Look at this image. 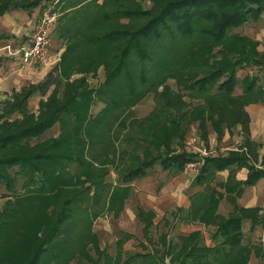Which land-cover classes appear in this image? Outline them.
<instances>
[{
    "label": "trees",
    "instance_id": "1",
    "mask_svg": "<svg viewBox=\"0 0 264 264\" xmlns=\"http://www.w3.org/2000/svg\"><path fill=\"white\" fill-rule=\"evenodd\" d=\"M55 1L57 0H0V16L7 11L17 9L32 13L30 11L33 9L38 7L42 9ZM88 1L85 3V1L79 0L76 3L67 0L69 2L67 9L70 8L73 11L61 12L60 10L59 34L67 39L73 34L78 37L77 42L67 48L63 61L71 60L73 56L80 55L89 47L103 46L100 57L92 59L87 64V70L97 71L100 66H103L105 79L98 87L89 88L87 92L69 97L45 118L19 127L16 125L14 130L11 129L12 125L8 121L0 123V185H5L9 191H14L19 183L21 185L23 183L26 187L29 183L33 185L34 182L36 183L37 177H41L42 182L36 184V189L45 191L51 179L57 178V168H62L67 163L85 164L81 155L84 156L88 144L92 146L96 144L95 141H90V138L99 135L105 128L101 117L110 115L116 110H125L134 106L145 97L146 93L154 91L152 84L158 77L165 76V74L167 78L175 79L178 90L176 97L180 102L173 104L170 98H167L163 104L166 107H163L160 114L156 115L157 117L162 116L159 118V122L167 120L174 127L171 132L168 131L161 137L149 133L153 136L149 139L151 146L161 150V153L155 156H152L149 148L144 152L145 157H141L139 154L136 155L134 150L131 151L123 147L119 157L123 159L126 166L123 176H119L118 190H122L123 185L121 184H131L134 180L146 176L148 170L157 162H160L164 169H173L178 174L184 170L189 161L196 159L195 155L184 149V131H182L181 125L191 118L197 109L203 108V104L206 103L213 107V111L210 110L207 115L200 112L196 117L202 135L206 138L209 137L206 128L209 120L212 121L216 130L223 129L220 132L222 134L220 136L223 137L226 128L232 131L240 123L245 128L247 125L250 126L247 106L259 102L264 103V90L260 78L255 75H247L240 79L238 75L239 70L244 69L248 63L264 67V61L259 60V56L250 53L247 49L249 46L244 47L242 44L243 49L239 51L238 57L232 58L223 54L220 58L211 59L213 50L222 45L226 39L244 38L245 35L243 36L236 29L250 21H260L263 18L264 0H167L160 4L155 2L150 7H130L124 4L120 8H112L111 6H114L112 2L105 1L104 5L100 0ZM59 2L60 0L57 1V9H59ZM92 2L94 3L93 9L96 8V10L87 11ZM83 11L86 12V16L81 17V24L85 23L89 16L98 19L97 22L93 21L96 25L92 28L88 26L85 34H81L82 30L80 26H77L79 14ZM122 18L128 19V23L122 27L106 28L101 24L102 21H115ZM201 36L208 38L211 42L210 46L213 48L204 53L200 49H193L189 54L192 56L190 60L185 58L176 68H172L167 55L172 43L180 44L188 38ZM257 47L255 51L260 54ZM48 82L49 80L46 79L38 88L36 85H30L28 90L22 88L16 95L19 98H15L18 101H9L3 104L0 121L17 113L28 117L30 98L34 91L43 94V88ZM239 86L242 90L241 93L238 92ZM165 87L164 92L159 95H165L163 93L167 92L168 86ZM186 96L189 101L182 100ZM97 100L104 103L105 106L97 114H92V106ZM198 101L201 102L193 106ZM182 104L186 106L185 110L181 108ZM215 113L218 115L213 116ZM153 115L155 116L154 111L150 113V116ZM57 124L60 131L67 134L53 140V143H50L43 151L36 154L34 152L26 153L33 146L31 144L33 138L42 139L44 134ZM136 125L138 130V123ZM142 132L144 134L145 129H142ZM129 138L131 143L144 141V138H139L136 133L130 135ZM173 138L182 146L181 151L176 152L170 147ZM246 144H248L247 138L242 145L246 146ZM64 146L72 149L54 151ZM137 146L141 147L138 143ZM15 150L19 152L14 153ZM247 153L244 150L241 152L235 150L230 151L227 155L206 158L200 174L194 181V185H203L206 189L193 196L192 208L188 212L187 218L188 220L215 224L216 230L212 235L214 244H206L201 236V231L192 232L184 237L186 242L181 249H184L181 264H246L241 258L246 251L250 252L254 247L257 249L255 253L264 257V252L257 245L245 243L241 227V221L245 216L246 218L251 216L254 223H263L264 225L263 218L258 216V209L249 213V211L245 212L240 208L237 211L235 208L227 217V215L218 212L220 202L219 198L216 199L218 193L215 190L209 191L218 177V172L225 169L231 170L230 182L227 180L225 183L221 182L220 185L224 186L228 193L235 192L236 199L242 194L245 186L256 183L261 176H264V170L255 164L248 163ZM128 154L127 160H129L127 161L125 156ZM242 166L249 168L248 178L244 181L236 179V168ZM108 173L109 171L98 174L86 182L85 186L90 191L92 189L100 191L103 185L102 179H105V175ZM231 179H235V181L231 182ZM119 186L121 187L119 188ZM218 195L222 197V193ZM113 202L114 200L111 201V203ZM69 204H71L70 200L61 207L59 223L64 221L62 218L67 217V213L70 211ZM251 212L255 214L252 215ZM139 213L144 222L145 237L153 238L151 233L155 223L151 217L154 214H150L151 217L148 214L145 219L143 212L139 211ZM57 230L56 226L51 229L35 248L31 257L26 255L23 262L16 264H43L45 256L52 253L56 262L62 261L66 255L70 257L76 253L83 254L82 245L91 238L90 232L82 233L85 236L79 239L76 237L75 246L70 250L62 248L56 252L46 243L56 235ZM13 234L1 233V237H5V244L8 245L0 247V264H12L9 263L11 259L9 257L12 246H15L16 243L13 242ZM167 234L166 232L162 238L167 249L165 254H169L170 245L173 243H165L168 240ZM126 237L125 239L119 238L117 241L118 258L103 250L101 251L103 259L98 257L95 259V264H101L103 260L102 264H119L122 259L123 245L126 240L130 239V235L126 234ZM3 250L7 251L1 252ZM157 252L156 250V252L149 251L139 254L142 259L136 264H165V258L162 256L158 258ZM134 257L135 255L128 257L124 264H134Z\"/></svg>",
    "mask_w": 264,
    "mask_h": 264
},
{
    "label": "rangeland",
    "instance_id": "2",
    "mask_svg": "<svg viewBox=\"0 0 264 264\" xmlns=\"http://www.w3.org/2000/svg\"><path fill=\"white\" fill-rule=\"evenodd\" d=\"M71 1L77 3L79 0ZM83 1H85V3L89 2L88 0ZM105 1L107 3L112 2V4H114V6H111L112 8H120V6L124 4H127L130 7H150L155 2L160 4L167 0H100L103 4ZM137 1H139L140 4L137 3ZM44 2L47 3V1ZM93 5L94 3L92 2L90 7L87 8V11L96 10V8L93 9ZM58 7V10H61V12H66V10L69 12L73 11V9H67L69 7V2H67V0H60ZM39 10L40 7L30 11L32 13L20 10L26 12L27 16L24 13L20 14L16 12V14H10L6 12V15L4 14L5 17L0 20V37L6 36L9 39L17 37L14 33V29L20 28L19 17L22 18L21 20H24L23 17H26L29 20V17L37 15ZM85 14L86 12H81L79 14V19L77 20V26H80L82 30L81 34L87 32L86 30H88V26L92 28V26L96 25L95 22L98 20L97 17L93 18L92 16H89L85 23L81 24V17L86 16ZM102 22L103 23L101 24L105 25L106 28H117L126 25L128 19L122 18L115 21ZM59 25L60 22L58 20L52 28L50 35V53L54 61L53 64L47 68L41 67L42 73L37 74L27 82L25 81L21 86H19L20 84L18 82L15 87H11L8 90L0 87V113L2 112V106L5 102L18 101V99L15 98H19L16 97V95L22 88L28 90L30 85H36L38 88L47 79L49 82L45 84L43 94L34 91L29 102L30 110L28 117H24L23 114L17 113L7 119H2L0 121L1 124L8 121L12 125L10 126L11 129L14 130L16 129V125L19 127L29 122L31 123L45 118L49 116L55 107L60 106L67 101L69 97L87 92L89 88L98 87L105 79L103 66H100L97 71L87 70V64L92 59L100 57L103 46L89 47L88 50L83 51L80 55L76 54V56H73L71 60L63 61L67 48L70 45L75 44L78 37H76L75 34L71 35L68 39L62 37L59 34ZM236 31L243 36L245 35L244 38L226 39L223 41L222 45L217 46L213 50L211 59L220 58L223 54L232 58L238 57L239 51L243 49L244 45V47L249 46L247 49L250 53L259 56V60L264 61V15L260 21H250L244 26L236 29ZM1 39L3 38H0V45L7 42L1 41ZM210 45V40L203 36L188 38V40L180 44L176 42L172 43L167 54L171 67L176 68L180 62L185 60V58L190 60L192 57L189 55L191 50L197 48L204 53L213 48ZM256 47L260 54L255 51ZM215 54L217 57L214 56ZM5 59L7 58H0V65L3 66L2 69H0L1 76L12 75V77L16 79L20 77L22 72H25L28 67H30L22 65L19 62H15L16 64L13 67L6 62L2 64ZM238 75L240 79H243L247 75H255L260 78L259 80L262 85L264 83V67L254 63H248L244 69L239 70ZM165 86H168L167 92L163 93L165 94L164 96L159 95L164 92V89L166 88ZM152 90L154 91L146 93L145 97L134 106L128 107L125 110L119 109L110 115L101 117V122L104 124L105 128L102 133L90 138V141H95L96 144L94 146L88 144L84 156L81 155L85 164L79 165L77 163H67L64 167L57 168L58 176L57 178L51 179L47 184V190L39 191L36 189V184L42 182L41 177H37L38 182H34L33 185L32 183H29L27 187L23 185V183L22 185L19 183L14 191H9L5 188V185H0V247L3 245L6 247V245H8L5 244V237H1V233L3 232L6 235L14 233L13 242H16V247L12 246L9 263H21L24 261L26 255L31 257L35 248L42 242V240H44L45 235L55 226L58 229L57 233L46 243V245L51 246L56 252L60 251L62 248L70 250L75 246L76 239L85 236L82 233L86 231L87 233L90 232L89 234L91 238L86 241V244L82 245V248H84L83 254L76 253L73 256L70 255V257H67L68 255H66V257H63L64 259H62V261L56 262L52 253L45 256V259L42 262L43 264H95V259L102 257L103 254L101 251L103 250L111 256L118 258L119 249L117 247V241L119 238H127L125 233H129L133 236L126 242L125 248L128 250V253L126 254L127 257L135 255L134 264L142 259L139 254H145L149 251L156 252V250L158 251V255L156 256L158 258L160 256L164 257L165 264H181L183 262L182 253L184 249H181L184 247L186 240L184 238L185 236L180 235L188 234L190 228H184L185 222L183 219H179L175 226L173 223H168L170 219L172 220L174 212L177 213V216H182V212L174 209L172 205L163 206L162 210H157V213L153 211L149 206L150 199L143 194V191H141L143 193L140 194V187L137 190V185L135 183L136 180L131 184H121L123 187L119 186V188L121 187L122 190L117 189V182H120L119 176H123V170L126 166L123 159H120L119 157L120 151H122L123 147L131 151L134 150L135 154H139L141 157H145L144 152L149 148L152 152V156H155L156 154L161 153V150H157L151 146L149 139L153 136L150 134H155L156 137H161L166 132H171L174 127L170 121L166 120L159 122V118L162 116L160 115V117H157V115L160 114L163 107H166L163 106V104L167 98H170L173 104H178L180 102L176 97L178 90L175 84V79L172 77L167 78L166 74L165 76L158 77L156 82L152 84ZM241 91V87L239 86L238 92L240 93ZM182 100L189 101L188 96L183 97ZM200 102L201 101L195 102L193 106ZM104 106V103L97 100L92 106V114H97L102 108H104ZM181 106V108L185 110L186 106L183 104ZM210 110L213 111V107L205 103L203 104V108L197 109L196 113L192 115L191 118H188L182 123L181 129L184 131V149L187 147L200 155L202 151L218 155L221 150L229 153L230 151L237 150L241 152L244 150L245 152H250V154L254 156L255 153L260 151V147L264 144V124L259 123L257 120L259 118L264 121V107H260L256 110L249 105L247 111L250 115V126L247 125V128H245L244 125L240 123L239 126L241 127V131L238 133L239 137L237 136L238 142H236L235 138L219 142L218 139H220V135H222L220 132L223 129L216 130L211 120L208 121V125L206 126L210 141L209 137H203L202 130L199 128V121L196 120V117L200 112L201 114L205 113V115H207L210 113ZM152 111L155 112V116H150ZM181 113L182 111L180 114ZM217 115L218 114L215 113L213 116ZM136 123H138V130L136 129ZM238 127H234V130L232 131H229L228 128H226L225 131L234 134L238 130ZM142 129H145L144 134ZM197 130H199L198 136L195 134V131ZM135 133L139 138H144V141H134L131 143L132 141L129 140V136L134 135ZM65 134L67 133H62L57 124L45 133L42 139L33 138L31 140L33 146H31V150H27L26 153L32 154L34 152L36 154L39 151H43L50 143H53V140ZM250 134L251 137L254 138L258 136L260 141H258V143L255 141L249 142ZM246 138L248 144L243 146L242 143L246 142ZM202 140L205 141L203 146L200 145ZM137 143L141 147L137 146ZM170 147L176 152L182 150V146L179 145L174 138L171 139ZM70 148L71 147L66 148L64 146L63 148H58L54 151L58 152L59 150H68ZM16 152L19 151L15 150L14 153ZM128 156L129 154L125 156L126 160ZM254 160L256 161L257 158L254 157ZM261 169L264 170V168ZM107 171H109V173L105 175V179H102L103 185L100 191H94L93 189L90 191V189L85 186L86 182H89V180H92L98 174ZM174 175L177 174L173 169H164L162 164L157 162L148 170L146 176H148L149 179H147V181H145L146 183L142 186L145 187L148 192H152L157 189L158 185L161 183L165 185ZM89 176L93 177L90 178ZM151 178H153V181H148ZM227 180L230 182V176ZM232 180L235 181V179H231V182H233ZM221 182L222 181L218 180L217 177L214 183L218 185ZM244 190L242 191V194H247V197H243V200L246 198L250 199L251 197H257L259 204L263 205L264 176H261L256 183L247 185ZM68 200L71 202V204H69L70 211L67 213V217L62 218L64 221L59 223L58 218L61 207ZM112 200H114L113 203H111ZM241 203L243 204V202ZM232 207V211L235 208L239 211L238 208H240L245 212L249 211V213L250 211L257 209L258 212L260 210L258 206L247 208L244 207V204L240 205L239 203L236 207ZM226 210H228V208L224 207L223 211L227 212ZM139 211L143 212V218L145 219L148 214H154L152 217L150 215L153 221H155V226L152 227L151 233L153 238L148 239L145 237L143 231L144 222L140 218ZM251 214L254 215L255 213L253 214L251 212ZM228 216L229 214L227 217ZM162 217L163 219H161ZM160 219L161 221L158 222ZM252 219L251 216H248V218L245 216L241 221L245 243L255 244L264 252V225L263 223H254ZM194 225L195 229L197 226L202 228L205 231V236H210V238L216 230L215 224H207L198 221ZM166 232L169 233L167 234L168 240H166L165 243L168 242L169 244L170 242H173L172 245H170L171 249L169 254H165V250L167 249L163 243L164 239H162ZM172 246L174 247L172 248ZM256 250L257 249L254 247L252 251H246L241 260L244 259L243 261L246 262V264H264V257L258 256L259 254L255 253ZM5 251L7 250L1 252ZM123 252H121L122 256L124 254ZM236 253L233 254L236 255ZM66 259L67 261L65 262ZM103 262L104 260L101 261V264Z\"/></svg>",
    "mask_w": 264,
    "mask_h": 264
},
{
    "label": "crops",
    "instance_id": "3",
    "mask_svg": "<svg viewBox=\"0 0 264 264\" xmlns=\"http://www.w3.org/2000/svg\"><path fill=\"white\" fill-rule=\"evenodd\" d=\"M40 10L38 11V14H39ZM7 12L10 14H14V13L16 14V12L20 13V14L24 13L27 16L26 12L20 11L18 9L17 10H10ZM4 14L2 16H0V20L3 17H5L6 14L5 15ZM37 15H35V16L32 15V17H29V20L26 17H23L24 20H21L22 18L19 17L20 28L14 29V33H15V35H17V37L9 39L6 36H1L3 38V39H1V41H10V42L18 43L20 41L28 40L30 38L31 32L33 30L34 22H35ZM4 62L8 63L10 66L13 67L16 64L15 62H17V61H15L13 59H5V61H3L2 64ZM0 64H1V61H0ZM0 67H1L0 69H2L3 66L0 65ZM41 71H42L41 67H39V66H30V67H28V69L25 72H22L20 74V77H18L16 79L14 77H12V75H10V76H6V75L1 76L0 75V87L1 88L3 87V89L8 90L11 87H15L16 83H18V82L20 84L19 86H21L25 81L27 82L30 79L34 78V76H36L37 74L42 73ZM250 106L253 107L254 109L258 110L260 107H264V103L263 102L254 103V104H251ZM248 107L249 106H247V109H248ZM257 121L259 123L264 124V121L259 119V118ZM250 130H251V128H250ZM239 131H241L240 126L238 127V130L234 134H231L230 132L227 131V132H225L223 137L218 139V141L221 142V141H226L229 139L231 140V139L235 138L236 142H238L237 136L239 137V135H238ZM198 133H199L198 130L195 131V134L197 136L199 135ZM242 134H244V133H242ZM249 137H250L249 142L255 141L258 143V141H260L258 136L254 138V137H251V134H250ZM209 141H210V137H209ZM204 143H205V141L202 140L200 145L203 146ZM185 150L190 154H193L195 156H199V154L196 153L194 150H190L187 147ZM228 153L229 152H223V150H221L218 155H211V156L227 155ZM247 154L249 157L248 163L255 164L259 168H264V144H262V147H260V151L258 153H255L254 156L251 155L250 152H248ZM254 157L257 158L256 161L254 160ZM230 172H231L230 169H225L223 171H219L218 172V180H221L222 182L225 183L227 181L229 175H230ZM248 173H249L248 166H242L239 168L237 167L236 168V179L240 180V181H244L247 179ZM147 179H149V177L144 176V177L136 179L135 183L137 185V190L139 187L141 188V190L139 188L140 194H142L144 192L143 194L148 199H150V201H149L150 208L157 213V210H160V209L162 210L163 206L172 205L174 207V209H177V211L182 212V216H177V213L174 212L172 220L170 219L169 221L168 220H166V221H168V223L169 222L173 223L175 226L176 223L179 221V219H183V221L185 222L184 228H186V229L190 228V231L188 234H183L180 236L186 237L189 234H191L192 232L199 230V231H201L203 241L208 245H213V242H212V235L213 234L211 235V238H210V236L206 237L205 231L202 228H199V226H197L196 229L194 228V226H195L194 224H196L198 221L188 220V218H187L188 212L192 208L193 196L197 193L203 192L206 189V187L203 185H194L195 179H194L192 173L186 172L185 169L182 172L178 173L177 175H174L171 179H169L167 181V183L165 185H163L162 183L160 185H158L157 189H155L152 192H150V191L148 192L145 189V187L142 186L146 183L145 181H147ZM152 179L153 178H151L148 181H153ZM245 188H246V186L244 187V189ZM213 190H215L218 194L222 193V197H220L218 194H216L217 195L216 199L217 198L220 199L219 200L220 201L219 206H218V212L219 213H221L223 215H228L230 212H232V208H233L232 206H234L235 203H237V204L239 203L240 205L244 204V207H247V208L253 207V206H258L260 209L258 212V216L262 217L264 220V203H263V205H260L258 200H257V197L256 198L251 197L250 199L246 198L245 200H243V197L244 198L247 197V194H242L239 197H237V199H236V193L235 192L228 193L224 186H221L220 184L217 185L215 183H213L212 188H210L209 191L211 192ZM141 191H143V192H141ZM207 191H208V189H207ZM241 202H243V204ZM224 207L228 208V210H226L227 212L223 211ZM161 219H163V217ZM161 219L158 220V222H160ZM154 223H155V221H154ZM156 223H157V221H156ZM126 234L130 235L129 233H126ZM132 237L133 236L130 235V239ZM130 239H128V240H130ZM128 240H126L124 245H123V247H124L123 253L124 254H123L122 259L120 260L119 264H124L128 260V257L126 256V254L128 253L127 252L128 250L125 248V244Z\"/></svg>",
    "mask_w": 264,
    "mask_h": 264
},
{
    "label": "built area",
    "instance_id": "4",
    "mask_svg": "<svg viewBox=\"0 0 264 264\" xmlns=\"http://www.w3.org/2000/svg\"><path fill=\"white\" fill-rule=\"evenodd\" d=\"M58 1V0H57ZM57 1L49 3L37 15L30 38L18 43L7 41L0 45V58L13 59L22 65L47 68L53 64L50 53L51 30L61 15L57 9ZM264 89V83H263ZM215 153L202 151L196 159L189 161L185 171L192 173L194 179L200 174L207 157Z\"/></svg>",
    "mask_w": 264,
    "mask_h": 264
}]
</instances>
